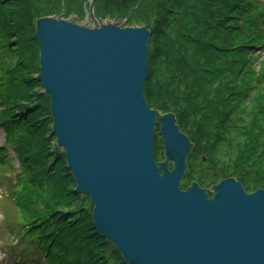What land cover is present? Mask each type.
<instances>
[{
  "label": "trees",
  "instance_id": "1",
  "mask_svg": "<svg viewBox=\"0 0 264 264\" xmlns=\"http://www.w3.org/2000/svg\"><path fill=\"white\" fill-rule=\"evenodd\" d=\"M87 7V0H0V47L20 59L22 45L31 42L28 64L17 73L37 72L36 44L31 35L24 39L36 19L73 13L83 18ZM94 10L101 18L116 20L129 12L127 25L151 27L144 97L150 109L173 114L193 144L181 188L192 181L209 188L234 178L246 192L264 189V64L255 71L253 57L256 47L264 49V4L94 0ZM13 75L6 65L0 68V127L15 144L24 170L14 196L20 232L44 253V264H125L91 228V205L73 192L62 154L53 150L47 163L49 152L32 146L50 118L47 107L23 100L37 85L34 78L13 80ZM154 143V159L162 160L157 133ZM198 161L207 166L200 174L193 170Z\"/></svg>",
  "mask_w": 264,
  "mask_h": 264
},
{
  "label": "water",
  "instance_id": "2",
  "mask_svg": "<svg viewBox=\"0 0 264 264\" xmlns=\"http://www.w3.org/2000/svg\"><path fill=\"white\" fill-rule=\"evenodd\" d=\"M89 11L94 20L93 0ZM149 36L147 26L35 21V80L73 192L125 264H264V189L246 194L233 178L181 189L193 145L173 114L147 106Z\"/></svg>",
  "mask_w": 264,
  "mask_h": 264
},
{
  "label": "rangeland",
  "instance_id": "3",
  "mask_svg": "<svg viewBox=\"0 0 264 264\" xmlns=\"http://www.w3.org/2000/svg\"><path fill=\"white\" fill-rule=\"evenodd\" d=\"M262 2H264V0H261ZM90 2V0H88V3ZM94 2V0H93ZM17 6V5H16ZM12 9V8H11ZM63 19H70L72 21H75L78 24H85V25H94L95 21H92L91 18H78L76 16L75 13H73L70 17L65 18L63 15H60ZM254 16V14H253ZM96 18L99 21H106V22H110V23H120L121 24L124 22V25H127V20L128 17L126 16L124 20H116L113 18H101L96 14ZM96 20V21H97ZM133 24H128V26H132ZM29 35L32 36V33L30 34V32L26 35V37H24L25 40H29ZM13 41V39H10V41ZM15 47V43L13 41V43L11 42V49H14ZM6 49H8L5 46L0 47V68L4 69V66H7V71L14 73V75L12 76L13 80H19L20 78L25 79H31V77H34L36 75L37 72H35L34 70L31 71H21L19 73H17L18 69L22 68L23 64H28L27 58L31 57V42L30 40L25 44L22 45L20 53H22L20 55V59L14 58L13 55H11V53L7 54L6 53ZM16 52V51H15ZM256 55H259L256 56ZM254 61H255V67L254 70H261L264 64V52L261 49L256 48L255 52H254ZM258 64V65H257ZM17 68V69H16ZM32 68V67H31ZM2 73V72H1ZM17 73V74H15ZM11 81V80H10ZM31 85V84H30ZM29 85V86H30ZM39 87L38 85L33 84L27 91L28 93L26 94L27 96L23 98V100H26V104L27 105H37V106H41V107H47V97L45 95H38L36 92H38ZM45 113H48V108L44 111ZM44 113V114H45ZM41 115L44 117L43 112H41ZM49 116V115H48ZM49 128H50V122H44V126L43 129L41 130V134H39L38 132V136L36 137V143H35V137L33 138V142H32V146L35 147L34 149H36V147L41 146L44 147L45 149V153H47V158H46V162L50 163L51 162V157L53 154V150L55 147V139L54 137L51 136L50 132H49ZM3 141V136L2 133L0 132V145ZM8 142H11L10 140H8ZM155 144V143H154ZM156 144L154 145V149H155ZM163 153V152H162ZM51 155V156H50ZM49 156V157H48ZM224 156V155H223ZM223 160H225V157L223 158ZM155 161H161V160H156ZM204 162V161H203ZM12 167H13V171H9V170H3L0 172V177L1 176H6V178H8V182H0V195H3V198L0 199V264H23L20 262H17V258L22 257L18 251L15 250L16 247V240H14L13 238V234L10 232L13 231V227L11 228H7V225L9 223H11L12 225H14L15 222V210H14V206L12 203V197H11V186L15 184V179H16V174L19 172V169L17 168L16 162L15 160L12 161ZM205 168H207V166L205 164L200 163L199 161L195 163L193 170L196 172V174H200L202 172L205 171ZM190 185V184H189ZM188 185V186H189ZM188 186L186 187V189L188 188ZM31 263L32 264H37L32 260V256H31Z\"/></svg>",
  "mask_w": 264,
  "mask_h": 264
}]
</instances>
